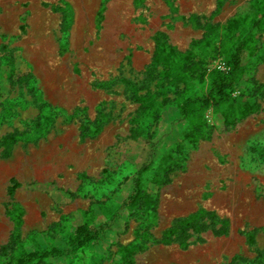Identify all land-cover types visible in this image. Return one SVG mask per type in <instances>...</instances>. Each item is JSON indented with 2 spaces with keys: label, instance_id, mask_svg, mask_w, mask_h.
Here are the masks:
<instances>
[{
  "label": "rangeland",
  "instance_id": "1",
  "mask_svg": "<svg viewBox=\"0 0 264 264\" xmlns=\"http://www.w3.org/2000/svg\"><path fill=\"white\" fill-rule=\"evenodd\" d=\"M259 1L0 0V138H16L0 158V264L52 249L63 253L34 264H126L134 245L133 264H264V30L228 103L195 110L208 138L180 141L176 122L177 104L229 70L238 20ZM156 32L197 72H152ZM245 106L258 111L240 118ZM220 113L236 120L227 133ZM82 224L97 239L70 251Z\"/></svg>",
  "mask_w": 264,
  "mask_h": 264
},
{
  "label": "trees",
  "instance_id": "2",
  "mask_svg": "<svg viewBox=\"0 0 264 264\" xmlns=\"http://www.w3.org/2000/svg\"><path fill=\"white\" fill-rule=\"evenodd\" d=\"M220 4L226 0H219ZM219 4V5H220ZM240 23V30L238 37L235 40V48L232 53L228 56L229 70L225 73L213 70L209 77L210 83L208 86V91L203 96H190L183 99L179 104H177L176 111L178 114L177 123L182 125V130L180 132V141L192 142L193 140L200 138H208L211 129L207 127L206 123L202 121L200 116H195V110L205 109L208 107L216 109L219 104L228 103L230 98V93L233 88L234 81L238 79L241 74V54L243 52H252L254 50L255 41L253 40L252 31L254 29L264 30V0H260L255 12L250 17H243L238 20ZM153 41L155 44V53L150 69L152 72H155L158 66L169 67L172 66L176 72H180L182 78L186 80L188 78V73L197 72V64L192 60V53L190 51L185 53H179L171 49L167 45V36L162 32H156ZM197 43L193 42L192 46H195ZM5 50V47H0V53ZM161 75V73H160ZM203 77L199 76V82L202 81ZM163 80H160L162 82ZM132 98L136 102H142L143 100L140 97H137L136 93L132 94ZM232 103L229 102V105ZM258 107L256 106H245L243 108H238L237 114L240 118L246 117L250 114L256 113ZM217 112V111H215ZM221 119L224 121L222 124V132H229L236 123V120L231 122L228 116L225 113H220ZM197 121V128L191 130L193 121ZM184 126V127H183ZM190 128V131H186ZM205 136L207 137H203ZM16 143V138L11 135H5L0 138V158H6L10 152L12 146ZM155 157V156H154ZM154 157H150L147 163L143 164L138 168L134 173L132 179V195L127 200V206L133 208L138 206L145 196V191L143 190V179L146 174H148L154 165ZM164 185V183H156L157 187ZM19 184L12 183V186L9 188L10 192H13L18 188ZM206 213L203 211H198L193 216H190L188 219L183 221L185 229L182 230L183 234L187 233L188 229L194 230L197 232L198 229L193 228V224L198 222L202 216H205ZM174 230H169L166 232V235L174 233ZM254 233L256 230L253 231ZM98 234L92 229L88 228L86 225H79L76 230L74 237L71 238L69 242V250L75 251L87 246L90 242L97 239ZM251 240L252 237H249ZM6 250V249H4ZM68 250V251H69ZM136 245L130 248H124L126 253L125 260L126 264H133L132 256L135 251H142ZM67 252V251H66ZM63 252L52 249L49 252L43 253H29L18 257L14 264H34L43 262L44 260L60 256Z\"/></svg>",
  "mask_w": 264,
  "mask_h": 264
}]
</instances>
